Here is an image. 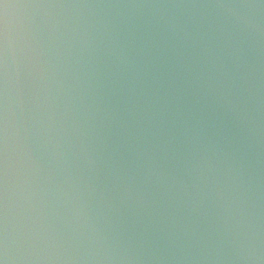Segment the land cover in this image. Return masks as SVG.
Listing matches in <instances>:
<instances>
[{
	"label": "water",
	"instance_id": "1",
	"mask_svg": "<svg viewBox=\"0 0 264 264\" xmlns=\"http://www.w3.org/2000/svg\"><path fill=\"white\" fill-rule=\"evenodd\" d=\"M0 259L264 264V0H3Z\"/></svg>",
	"mask_w": 264,
	"mask_h": 264
},
{
	"label": "clouds",
	"instance_id": "2",
	"mask_svg": "<svg viewBox=\"0 0 264 264\" xmlns=\"http://www.w3.org/2000/svg\"><path fill=\"white\" fill-rule=\"evenodd\" d=\"M0 264H6V258L5 259H0Z\"/></svg>",
	"mask_w": 264,
	"mask_h": 264
},
{
	"label": "snow or ice",
	"instance_id": "3",
	"mask_svg": "<svg viewBox=\"0 0 264 264\" xmlns=\"http://www.w3.org/2000/svg\"><path fill=\"white\" fill-rule=\"evenodd\" d=\"M0 5H3L4 7L7 6V5H5V4L3 3V0H0Z\"/></svg>",
	"mask_w": 264,
	"mask_h": 264
}]
</instances>
